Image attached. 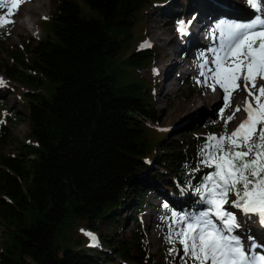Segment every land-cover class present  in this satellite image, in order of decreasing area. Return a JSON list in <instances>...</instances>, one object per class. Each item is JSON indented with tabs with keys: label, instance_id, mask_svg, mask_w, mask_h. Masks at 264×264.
<instances>
[{
	"label": "trees",
	"instance_id": "obj_1",
	"mask_svg": "<svg viewBox=\"0 0 264 264\" xmlns=\"http://www.w3.org/2000/svg\"><path fill=\"white\" fill-rule=\"evenodd\" d=\"M172 1L51 0L46 32L22 45L0 27V75L28 89L36 142L6 153L18 116L0 97V264H184L177 253L151 255L139 217L149 193L164 217L198 214L194 189L212 171L196 160L205 137L161 128L155 87L139 73L155 55L142 47L146 14ZM122 220L136 224L129 238ZM106 221L115 226L103 232Z\"/></svg>",
	"mask_w": 264,
	"mask_h": 264
},
{
	"label": "snow or ice",
	"instance_id": "obj_2",
	"mask_svg": "<svg viewBox=\"0 0 264 264\" xmlns=\"http://www.w3.org/2000/svg\"><path fill=\"white\" fill-rule=\"evenodd\" d=\"M247 2L253 9L261 8V0ZM11 15L9 10L0 16V27L14 22L9 19ZM185 30L184 21H180L178 31L184 34ZM211 52V61L201 55L200 75L206 78L205 83L210 80L213 91L219 86L224 93H234L243 82L247 96L244 105H237L232 115H224L230 102L220 110L224 132L209 135L199 149L200 163L212 169L194 189L204 210L179 217L172 214L167 239L179 243L181 249L178 253L172 248L170 253H178L184 264H264V253L256 251L264 244L257 245L249 237L246 252L239 234H234L240 227L236 214L225 207L229 197L234 196L231 207L256 214L264 223V84L257 87L258 81H264V16L222 25L220 45ZM241 110L246 117L229 132L227 124Z\"/></svg>",
	"mask_w": 264,
	"mask_h": 264
},
{
	"label": "rangeland",
	"instance_id": "obj_3",
	"mask_svg": "<svg viewBox=\"0 0 264 264\" xmlns=\"http://www.w3.org/2000/svg\"><path fill=\"white\" fill-rule=\"evenodd\" d=\"M9 1L11 0H0V16H3L2 13L10 4L8 3ZM179 1L181 0H174L164 6L160 5L146 14V30L148 36L147 41H145L143 45L150 44V46L145 47L155 49V55L153 64L150 67L140 69L139 73L141 78L148 80V82L152 83V86L155 87L154 101L157 104L158 111L161 113V117L159 119L161 128L172 130L174 133H176V138L180 134L187 135L191 129L195 130L197 134L202 135L205 138L212 134L220 135L224 132L225 127L224 121L221 119V113H219L220 106H215L212 100L203 98V94L206 92V90L211 88L209 87V84L211 83L210 80L205 83L206 78L201 77L198 73H193L190 76L187 70H185L184 66H182L180 69H175V72L173 73V79L169 82L168 80L166 82L164 81L165 83L162 81L163 76H156L152 73L156 67L164 68L166 64L172 61L178 63L179 65L185 60V58H183V55L186 54L185 51L190 49H187V47H189V41L185 36L186 30L184 35L179 31L176 33L171 24V19L175 17L177 11L179 10ZM183 1L185 6L184 9L180 11V15L184 18L186 29V26L190 22V14L193 12V8L196 7L197 4L200 5L204 4L205 2L208 3L210 0ZM19 3V7L16 8L13 11V15L9 17V19L14 22L3 26V28L9 34V43L14 45H22L24 41L29 42L30 38L38 39L40 35L46 32V27L44 25L45 23L42 19H46L54 11L51 0H41L40 6H38V3H36L34 0H22V2ZM33 11L38 12V14L34 15ZM203 36L204 33L200 35V40L202 42L204 39ZM172 39L176 40V45H170V41ZM164 43L166 46L163 48ZM182 47H186V50ZM213 48L214 47L212 46L206 47L204 49V53L202 54H204V56L207 58L209 56L212 57L211 49ZM182 51H184L185 54H181ZM200 51L201 48H196L192 54L194 58H197L200 60L199 62H202L203 60L201 57H199ZM179 54L182 57H180ZM9 84H12L16 88L18 86L15 83L8 82L5 76L0 75V97L5 103L6 107L12 110L18 116V121L9 125L12 130V139L9 141L8 146L6 147V153L13 154L21 152L22 144L36 145V142L29 137L30 125L27 118V100L23 94V91L28 89L18 86L20 90L16 91V89L10 87ZM47 85H49V83ZM43 93L49 96L50 91L43 88ZM217 98H220L219 92L217 94ZM224 115L225 117L228 116L226 113H224ZM1 117L2 111L0 110V120ZM206 117H210L212 120H214V124H216L211 130H205L204 126L202 125V122ZM232 122L233 120L227 124V130L229 132L235 129L232 127ZM196 160L199 164V169H211L200 163V155L196 157ZM233 198L234 196L229 197V204L225 205V207L228 208L229 211L236 214L240 227L235 230L234 234H239L240 238L243 239L244 248H246L250 243L249 237L255 236L253 233H256V230L253 229L258 225L261 227L262 224L258 215L253 216L252 214H245L242 212V210L231 207V200ZM161 204L162 201L160 199H158L153 193H149L146 196L143 212L139 216L145 226V232L149 241L151 255L154 256L157 261L162 259V257L165 255V252H170V249L177 246L178 253L181 249V245L179 243L173 244L167 239L169 232L172 230L173 216L170 215L169 217H164L158 208V206ZM132 211L133 212H128V214L131 215V213H136L135 210ZM125 212L126 208L123 209L122 213ZM173 213H175L177 217L183 215L179 211ZM152 221H154L155 225L154 232L151 231V224L153 225ZM122 224H126V221L122 220ZM114 226V223L107 221L103 222L101 225L103 232H108L109 228L112 229ZM247 227L252 234H249L248 231H245ZM133 229H136V224L128 221L123 228L126 238L131 236V231ZM1 242L2 230L0 228V244ZM101 247H99L98 244V246L94 248L96 250H100L102 249ZM118 261H120V258H118Z\"/></svg>",
	"mask_w": 264,
	"mask_h": 264
},
{
	"label": "bare ground",
	"instance_id": "obj_4",
	"mask_svg": "<svg viewBox=\"0 0 264 264\" xmlns=\"http://www.w3.org/2000/svg\"><path fill=\"white\" fill-rule=\"evenodd\" d=\"M34 1L38 3V6H40L41 0ZM8 3L10 4L7 6V8H5L6 10L2 13V15H7L9 10H11V12L13 13V11L20 5L19 0H11ZM14 4L16 5L15 7L13 6ZM192 11L193 12L190 14V23H188V25L186 26L185 32V36L189 41V47H187L188 44L186 47L187 49H190L185 51L186 54L184 53V51L181 52V54H185L183 55L185 57V60L179 65L178 63L172 61L166 64L164 68L156 67L152 71V73L156 76H163V82H166L167 80L168 82L171 81L173 79V73L175 72L174 70L180 69L182 66L185 67V70H187L190 76L193 73H198L200 75V72L202 70L200 65L203 64V61L199 62L200 60L194 58L192 53L195 51V49L201 48L199 54V57H201L206 47L212 46L214 48H218L221 42L222 25L226 26L230 23L250 22L255 16H264V0H261V8L259 10L251 8L247 0H210V2L208 3L205 2L204 4H197ZM36 14H38V12L35 11L34 15ZM242 18H244L245 20ZM202 33H204L203 42L200 40V35ZM170 42V45H174L176 43V40L172 39ZM165 46L166 45L164 43L163 48ZM186 47L182 48L186 50ZM211 59L212 57L209 56L208 60L211 61ZM261 84H264V81H258L257 87H259ZM218 92L220 94V98H217ZM226 96L228 97L227 100L225 99ZM246 96L247 93L243 90V82H241L240 90L234 93H232L231 90L229 93H224L223 90L219 86H217L215 91H213L212 88H209L203 94V98L212 100L215 106H220V110L230 102V106L227 107V110L225 112L228 116L232 115L233 110L237 105H244ZM220 110L219 113H221ZM245 117L246 113L243 110L238 112L235 116V119H233L232 127L236 128ZM152 223L153 225L151 224V231L154 232V221H152ZM258 226L253 229L256 230V233H253V235L255 236H253L252 238H254L257 245H261L264 244V229H262L264 227V224H262L261 227L260 225ZM245 231H248L249 234H252L248 227L245 229ZM241 240L243 241V239ZM244 249L247 252L249 250V245ZM256 250L257 252L264 253V248H258Z\"/></svg>",
	"mask_w": 264,
	"mask_h": 264
}]
</instances>
